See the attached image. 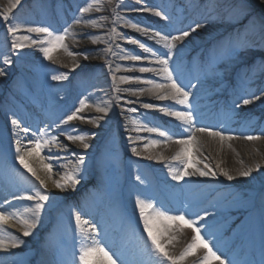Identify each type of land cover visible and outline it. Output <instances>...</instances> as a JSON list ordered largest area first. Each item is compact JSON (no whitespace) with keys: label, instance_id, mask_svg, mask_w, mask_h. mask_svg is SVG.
Wrapping results in <instances>:
<instances>
[{"label":"bare ground","instance_id":"obj_1","mask_svg":"<svg viewBox=\"0 0 264 264\" xmlns=\"http://www.w3.org/2000/svg\"><path fill=\"white\" fill-rule=\"evenodd\" d=\"M68 1L78 7L77 14L82 21L96 20L98 24L102 25L101 27H91L84 23L88 30L87 35L91 40L92 37H99L95 43L92 40L88 44L89 47L97 46L98 51L102 50L100 58L107 62L102 64L100 75L95 77L98 82L96 87H99L100 91L94 97H98L93 100L86 98L89 107L84 109L82 114L89 118L104 116V119L99 121V125L74 120L69 124H57L59 125L57 127L53 122H58L60 117L58 114L54 116L52 130H48V133L50 136L58 138L61 147L53 145L51 151L46 149L42 152L48 156L56 155L51 160L49 157L46 160L57 166L58 173L66 171L65 166L67 168L74 167L76 158L84 155L85 163L81 168L83 179L75 189H56L53 187L52 180L59 179L63 174H58V176L52 170L50 176L56 177L48 179L50 200L41 217L48 214L53 215L56 212L54 211L55 207L50 205V202L55 198L62 204L68 201L72 202V205H78L76 202L79 199L83 204L84 211H87L92 198L96 200L92 201L95 205L97 202H101L95 197H101V195H96V192L99 191L102 193L104 220L110 224L115 233L125 236L129 247L138 252V259L134 258L129 264H135V262L156 264V258L150 251V241H147V233L143 231V222L135 200L134 202L127 198L124 200V192L135 186V183L131 182V178L140 176V180H149L150 186L154 188L158 187V183L162 188L170 186L169 195L179 199L182 208L189 212L187 218L197 217L191 211H197L198 216H204L205 212L208 213L197 224V227L201 228V234L210 241L214 250H218L219 246H226L224 250H218V255L226 260L229 253L230 256L235 252L233 256H237L236 264H262V260H264V137L263 131L257 124L259 125V119L264 122V96L249 105H243V97L228 88L229 81L227 82L224 76L228 74L236 76V84L244 89L246 94L251 92L260 96L264 91V0H245L243 3L238 0H146V2L143 0H101L103 7L89 13H81L80 9L86 7L92 0ZM8 2L9 0H0V11L8 6ZM163 3H167L168 6L165 7ZM23 6L27 8L22 9ZM37 7L40 11L45 10L47 21L36 16ZM209 7L212 9L211 13L205 14V10ZM149 8L163 11L168 19L166 24H164V17H158L153 12L146 11ZM242 9L249 10V16L238 15ZM59 14L55 0H21L20 5L13 10L15 19L10 18V22L20 24V31L15 36L6 31V23L0 19V34L5 35L4 42L0 45V52L6 56L9 55V60L12 61L11 64H4L0 68L5 72V75L0 77V89L4 90L5 86L11 84L22 90L20 87L24 84H27L26 87H30L27 82L31 80V83L38 84L37 88L43 89L46 95L45 99L53 103V110L63 105L65 100H61L63 98H58L56 93L49 91L51 84L61 87L59 93L70 97L72 96V83L67 85L63 80H53V76L50 72L45 71V68L54 69L58 75L70 74L72 77L70 79H77L78 71L81 70L82 73L86 72L93 76H95L93 72L96 71V67L90 66L92 64H88L87 60L83 58L82 54L83 51H86V46L81 47L75 42V38L68 37L66 39L68 51L60 48L53 52V59L48 60L40 50L41 45L32 43L33 40L44 39V37L37 33L26 34L30 33L26 27L35 26L41 21L45 23L56 21L54 27L60 31ZM174 20H178L175 25L172 22ZM170 21L171 24H169ZM233 21L237 23L230 26L229 22ZM195 23L200 24L201 27L193 32L190 29L194 28ZM132 24H137L139 28H148L150 36L156 32H160L162 35H177L180 31L190 32L188 37L178 43L169 65L173 68L174 75L182 79L184 84L196 85L195 89H186L193 92L192 103L194 115L197 117L196 127L225 131L233 136L231 141H220L219 138L197 133L199 143L194 144L192 156L196 158L197 167L203 168L204 164H208L209 169L217 173L216 176L192 175L180 181L173 179L170 168L182 167L179 161L171 159L181 147L174 143V140L186 136V128L180 126V122L174 117L160 112L159 108H145L144 105L174 106L178 110H184L185 106L176 105L173 101L160 100L148 91L142 95L135 92L138 88H151V85L146 81L164 82L163 77L158 76L155 72H140L139 69L142 67L159 68L155 61L167 50L157 40H153L150 36H145L136 28L131 27ZM113 28H115V33H112ZM25 36L30 39L24 40ZM243 37H245L244 40ZM204 38L208 41L205 49L199 45ZM132 40H139L145 44L146 48H150L151 52L144 48L137 49L139 45L132 43ZM14 42L22 43L24 47L13 48ZM233 47H237L235 54L231 51ZM207 49L211 53H207ZM69 52L78 53V55L72 56L69 55ZM152 53H156V55ZM207 54L210 59L206 57ZM136 55L144 58L138 61L130 58ZM242 55H247L248 58H243ZM203 57H206L207 62ZM214 61L215 63H213ZM73 65L75 68L81 67L85 70H75ZM104 68L108 70L109 77L107 78H105ZM22 75H25L26 79ZM113 76H115V80H113ZM121 77H131L132 79L121 81ZM239 78L241 79L239 80ZM82 83L77 80L80 90L83 89ZM243 85L245 86L243 87ZM117 87L120 91H117ZM65 88L68 91L67 94H65ZM126 89L133 91H126ZM8 90H10L9 87ZM1 93L0 90V95ZM16 93L14 90L10 91L11 96ZM250 98L249 95L245 96V99ZM71 99L73 98L71 97ZM80 100H82L81 97L78 98V106ZM109 103L111 107L106 115L97 112L93 107L94 105L106 107ZM237 104H240L239 108L236 107ZM20 106L27 112L26 105L20 104ZM249 106L251 108L256 106V114L253 113V110H248ZM133 108L136 111H131ZM115 110L118 112L115 113ZM72 111V109L69 110L68 114ZM17 112V107L13 106L11 101L7 103L0 99V128L6 130V133H2V138L4 142L9 143L7 148L10 153H15L16 140H20L24 145L25 137L19 134L18 127L12 125V118L9 116L10 113ZM63 119H65L64 116ZM249 123L251 126L246 127ZM112 124L114 125L112 126ZM145 126L160 128L162 131L168 132L173 137V141H169L167 145L164 143L152 145L153 140L163 141L165 138L160 137L158 133L136 131L137 128ZM125 129L128 131H124ZM67 134L86 135L90 147L83 149L78 142L68 141ZM247 136H258L260 139L249 141L245 139ZM117 140L121 141L124 149L115 145ZM130 141H134L135 146L130 145L132 143ZM63 145L68 147L63 148ZM132 147H136L141 152V158L133 157L135 154L131 151ZM73 151L76 152L75 157L72 155ZM106 151H111L112 155L103 157ZM158 155H163L165 159L151 158ZM201 160L203 163L198 162ZM29 163L36 168L41 177L49 176L37 157L30 158ZM256 163H259L261 167L260 169L254 168L251 176L240 177L238 175L239 171L254 166ZM14 164L21 168L27 177L32 178L35 186L36 182L31 174L23 169L15 159ZM221 169L228 171L235 179L228 180L221 174ZM97 171L102 173L101 177L106 186L97 180ZM189 171H194V169L190 167ZM7 173L4 172V175ZM8 176L9 179L6 180L8 184L4 185L2 193L5 194V200L12 201V194L21 195L22 193L18 191H22V188H17L15 186L16 179L9 174ZM118 180L123 182L122 187L117 186ZM18 185L21 184L18 182ZM159 203L164 205L163 197L159 198ZM12 204L20 209L31 206L29 201H12ZM0 206H2L0 210H12L1 201ZM117 207L122 209L127 218H130L134 232L127 231L125 225L121 226V229H114L113 226L121 222L119 214H107L105 209L113 211ZM165 208L169 209L167 206ZM175 213L172 210V214ZM92 221L97 225L96 227L100 225L98 220L93 219ZM183 228L187 234L185 231L184 233L177 231L176 222H173L171 229L165 235L175 237L168 245V249L177 255L180 254V250L174 248L176 244L180 245L183 252L187 244L191 242L193 235L192 230ZM76 229H79L77 225ZM10 230L24 239L25 243L20 248L0 250V255L3 257L8 254H16L14 262L1 256L2 264H31L30 260L33 255L37 256L39 253L36 248L37 238L31 240L29 237H23L18 224L14 229L10 227ZM48 234L50 235L51 232ZM72 235V241L80 249L81 236L78 238L76 232H72ZM186 235L190 242L187 241ZM48 241L54 247L55 241ZM140 243L143 244V249L140 248ZM199 252L198 248L194 255L189 256L192 258L191 264H199L200 259L197 258ZM185 263V260L180 262V264Z\"/></svg>","mask_w":264,"mask_h":264},{"label":"snow or ice","instance_id":"obj_2","mask_svg":"<svg viewBox=\"0 0 264 264\" xmlns=\"http://www.w3.org/2000/svg\"><path fill=\"white\" fill-rule=\"evenodd\" d=\"M21 0H9L8 6L0 11V19H2L7 27L6 31L11 33L13 36L20 31V24L10 22L11 19H15L13 15V10L20 5ZM103 7L101 0H92L88 3L86 7L81 8V13H89L94 9H100ZM146 11L153 12L155 16H164V13L156 9H146ZM238 15L246 17L248 13L241 10ZM119 18V17H117ZM104 19V17H101ZM164 19H167L164 16ZM86 23L91 27H101L102 25L98 24L96 20H87L82 21L81 19H76L74 24L79 25L81 23ZM131 27L136 28L138 31L142 32L145 36H150V30L148 28H139L137 24H132ZM200 24H196L194 28H191V31H195L200 28ZM30 33L42 34L44 39L40 41L33 40V44L39 43L41 45V51L45 58L48 60L53 59V52L63 48L65 51H68V45L65 43L66 39L73 35L70 29H64L60 33L53 32L49 27L35 26L29 27L27 29ZM112 33H115V28L112 29ZM190 34L189 31H180L177 35H162L160 32H156L154 35H151L150 38L157 40L158 43L163 45V48L167 51H164L162 55L158 57L155 61L159 68L152 67H142L139 69L140 72H155L158 76H162L164 82H158L155 80L146 81V83L151 85V88H138L135 92L139 94H144L148 91L150 94L155 95L160 100H168L175 102L176 105L185 106L184 110H178L174 106L164 107L155 104H146L145 108H159V111L166 114L169 117H174L180 122V126L186 128L187 135L182 138H177L174 140V143L180 145V149L171 157L172 160L179 161L182 165L181 168L172 169L170 172L174 180L180 181L184 180L185 177L192 175L199 176H216L217 173L209 169L208 164H204L203 168L197 167L196 158L192 156L194 144L199 143L197 133L207 134L210 137L219 138L220 141H231L233 136L227 134L225 131H217L212 128L205 127H196L197 117L194 115L192 96L193 92L186 89H195V84H184V81L178 76L174 75L173 68L170 67L169 62L172 60V57L175 53V50L178 47V43L182 42ZM24 40L30 39V37H23ZM93 43L99 40V37H92ZM134 44H138L140 48H144L146 51L151 52L150 48H146L145 44L141 43L139 40H132ZM13 48L19 49L23 48L24 45L19 42H14L12 44ZM110 50V49H109ZM232 53L237 52V47L231 49ZM156 55V53H152ZM69 55L76 56L78 53L69 52ZM132 60H141L144 57L140 55L131 56ZM84 59H87V56H84ZM5 64H11L12 61L5 58ZM75 68V65H73ZM5 75L3 70H0V76ZM68 78L67 73L62 75L53 76V80H66ZM113 76V80H115ZM132 79L131 77H121V81H128ZM138 79V78H136ZM180 79V82H178ZM184 84V86H182ZM117 91L120 89L117 87ZM126 91H133L132 89H126ZM264 96V91L261 92L260 96L252 95L251 99H243V105H249L253 103L254 100H260ZM89 104L86 99H82L79 102V107L72 111L66 116L65 119L61 120L62 124H69V122L78 120L84 123H92L99 125V121L104 119V116L98 117H86L82 114L83 110L88 108ZM97 112L104 113L105 115L110 110V103L106 107H101L99 105L93 106ZM237 108L240 107V104L236 105ZM131 111H136V109H131ZM12 125L19 127L20 122L15 118L11 121ZM59 127V125H57ZM30 129L24 128L23 132L25 134L29 133ZM136 131H148L152 133H158L160 137L165 138L163 141L153 140L152 145H158L164 143L167 145L169 141H173V137L169 135L168 132L162 131L160 128H137ZM66 139L73 143L78 142L83 149H88L90 144L87 142L88 137L86 135H73L67 134ZM142 139V138H141ZM245 139L252 141L258 140V136H247ZM55 145L61 147L59 140L56 136H50L47 129H40L39 135L34 139H29L26 145H22L20 140L15 142V160L25 169L28 173L31 174V177L34 178L36 186L34 189L23 190L21 195L12 194V201H29L31 206L24 207L22 209L16 208L12 201L5 200L4 204L8 205L12 210L7 209L0 210V250L7 251L9 249L20 248L21 245L25 243L19 235L14 234L11 228H15L16 225H20V232L23 237H30L33 235L34 230L41 223V216L45 212L46 205L50 200V193L48 191V179H51L52 165L50 163H43L41 159V164L43 168L47 171L49 176L47 178L41 177L36 168L29 163V159L32 157H40L41 152L44 149L51 151V147ZM63 148H67V145H63ZM148 147V145H145ZM132 153L136 156H140L141 152L137 150L136 147L131 148ZM72 155L75 157L76 152H72ZM152 159L164 160L163 155H158L151 157ZM51 160L52 157L50 156ZM203 163V161H198ZM85 163V156L80 155L75 160V166L71 168L66 167V171L59 179H53L52 184L57 189H75V187L80 184L83 176L81 175V168ZM193 168L194 171H189V168ZM218 167V166H217ZM261 165L256 163L254 166H249L244 170L238 172L240 177H249L252 175L253 169H260ZM208 169V170H205ZM221 174L227 177L228 180L235 179L234 176L230 175L228 171L221 169ZM23 175V173H20ZM140 176H136V180H140ZM136 206L139 210V216L143 222V231L147 233V241H150V251L154 254L156 258V264H180L186 257L194 255L198 248H202L204 251L203 257L199 260V264H212L213 261H217L218 264H228V261L225 260L221 255H218V250H214L212 244L208 239H205V236L201 234V228L197 227V224L208 215L207 212L204 213V216H197L195 218L189 219L186 217L183 211L178 214H172V210L165 209L163 206H158L157 202L151 198L142 199L140 197L136 198ZM2 208V206H0ZM75 222L77 227L80 229L81 235V247L79 249L78 264H125V262L120 259V257L113 254L112 251H109L103 244H101L95 237L99 233V229L96 225L88 224V221L84 220L80 212L75 213ZM173 222H176L177 231H182L184 225H187L193 235L191 237V242L187 244L185 250L179 255L168 249V245L172 243L175 237H168L167 240L163 238L171 229ZM87 226V227H85ZM146 241V242H147Z\"/></svg>","mask_w":264,"mask_h":264},{"label":"rangeland","instance_id":"obj_3","mask_svg":"<svg viewBox=\"0 0 264 264\" xmlns=\"http://www.w3.org/2000/svg\"><path fill=\"white\" fill-rule=\"evenodd\" d=\"M245 0H238V2H240V3H243ZM165 5V4H164ZM66 6V5H65ZM65 6H60V9H64L65 8ZM67 12V11H66ZM248 14H250V12H249V10L248 11H246ZM249 16V15H248ZM69 20L71 19V18H68ZM72 21V20H71ZM68 20L67 19H65L64 20V23L67 25L68 24ZM196 24V23H195ZM68 26V25H67ZM195 27V26H194ZM86 25L84 24V23H81V24H79V25H76V26H72L71 28H69V27H67L66 29H70V31L73 33V35L71 36L72 37V39H74L75 38V42L77 43V44H79L81 47H84V46H86V51H83V58H84V56L86 55L87 56V63L88 64H92V65H90V66H95L96 67V71L97 72H99L100 71V67L102 66V64H105L107 61L105 60V59H103V60H101V58H100V54H102L103 53V51L102 50H100V51H98V48H97V46H94V47H89V43L90 42H92V40H91V38H90V36L89 35H87V33H88V30H86ZM253 28V27H252ZM253 30H254V28H253ZM250 32L252 31V30H249ZM207 42L208 41H206V39L204 38L202 41H200V43H199V45H201L202 46V48H206L207 47ZM85 49V48H84ZM137 49H141L140 47L138 48L137 47ZM204 49H203V51H204ZM259 50H261V49H259ZM96 52H98L97 54H96ZM207 53H211L208 49H207ZM212 56V55H211ZM207 58H209L210 59V56H208V54H207V56H206ZM206 57H204L205 58V60H206ZM2 60H4L6 57L5 56H2V57H0ZM142 60V59H141ZM216 61V60H215ZM215 61L213 62V63H215ZM222 66H224V64H222ZM1 67V66H0ZM105 69V75H106V77L105 78H107V77H109L108 76V70H107V68H104ZM223 71H225V70H223ZM0 77H2V76H0ZM224 79L228 82L229 81V83H228V88L230 89V90H234V92H236V93H238L239 95H241L242 97H243V99H245V96L246 95H249V97H252V95H253V93H251V92H247V93H250V94H246L245 92V90L244 89H242L240 86H238L237 84H236V76H233V75H230V74H228V75H225L224 76ZM238 79V78H237ZM240 82V81H239ZM240 85H242L241 83H239ZM245 85H243V87H244ZM6 89H8V88H6V86L4 87V90H2V89H0L1 90V95H0V98H1V100L3 99H5V100H9L11 97H9V96H7L6 94V92H8V90H6ZM32 89H33V87H29V92L30 91H32ZM37 89V88H36ZM16 90H19V89H16ZM38 90V89H37ZM236 90H238V91H236ZM251 99V98H250ZM11 101H14L15 102V100H13V99H10ZM249 108L250 109H248V110H253V113H255L256 114V106H254L253 108H251V106H249ZM118 111L117 110H115V113H117ZM257 124V123H256ZM112 125H114V124H112ZM257 126H259V128L263 131V137H264V122H261L260 120H259V125L257 124ZM124 131H128L127 129H125ZM129 136H131V135H129ZM0 141H1V138H0ZM130 142H132L130 145H134L135 146V143H134V141H130ZM117 144H115L116 146H118V147H120V148H122L123 146H122V144H121V141L120 140H117V142H116ZM27 144V143H26ZM107 154H111V152H108ZM106 154V155H107ZM51 156V155H50ZM49 156V157H50ZM46 157H48V156H45L44 154H40V157H37V159L39 160V161H41V159L43 160V163H50L49 161H47L46 160ZM52 158H54V157H56V155L55 156H51ZM133 157H137V158H141V156H136V155H133ZM101 159V158H100ZM98 161H99V158H98ZM75 162V161H74ZM51 165H52V170H53V172L54 173H56L57 175L59 174H64V172L65 171H62L61 173H58L59 171L56 169V165L55 164H53V163H50ZM55 174V175H56ZM97 174H99V173H97ZM102 174V173H101ZM58 175V176H59ZM51 177H56V176H51ZM53 178H51V179H53ZM118 182V181H117ZM119 184H120V182H119ZM54 187V186H53ZM29 189H32V188H29ZM57 189V188H56ZM23 190H24V188H23ZM0 192H1V190H0ZM2 196H0V198H1ZM193 203H195V202H193ZM198 203V202H197ZM30 204H31V202H30ZM60 204H62L61 203V201H59V200H57L56 198H55V200L54 201H51L50 202V205H52V206H56V209H59L57 212H55V215H56V218L58 219V224H52L51 223V221L50 220H47V219H45V217H41V223L37 226V228L34 230V233H33V235L32 236H30L29 238L31 239V240H35V237L37 238L36 239V241L37 242H39V240H41V236H39V233H43V232H41V231H43L41 228L45 225V229L44 230H53V233H54V231L55 232H57V234L59 235V236H61L63 233H67V231L69 230V229H71V230H76V223H75V214H74V211H76V205H72L70 202H68V201H66L65 203H63L62 205H60ZM178 203L175 201L174 202V206H173V208H179V212H181V206H178L177 205ZM63 209L65 210V213L66 214H64L63 213ZM183 212H184V210H182ZM178 212V213H179ZM192 213H195V215L196 216H198V214H197V211L195 212V211H191ZM177 213V214H178ZM185 213V212H184ZM187 214H189V212H187V213H185V215H186V217H187ZM74 217V219L72 220V218ZM50 221V222H49ZM49 222V223H48ZM52 224L51 226L49 225V224ZM46 227H48L47 229H46ZM184 227H185V229H190L189 227H187V225H184ZM41 229V230H40ZM191 230V229H190ZM184 228H183V230H182V232L184 233ZM185 233H186V231H185ZM37 234V235H36ZM187 234V233H186ZM41 235V234H40ZM78 235V234H77ZM186 238H187V240H188V242H190V239H189V237L186 235ZM60 239V238H59ZM59 242V245L56 247V248H48V246H46V245H44V247L42 248L43 249V252H44V254H49L50 256H51V260H50V262H51V264H71V261L72 260H75L74 261V264H76L77 262H78V253H77V256H76V254L74 253V251H76L75 250V248H77L75 245H74V243L73 244H71V243H67V245H66V243L63 241V240H59L58 241ZM41 248V247H40ZM78 249V248H77ZM51 250H52V252H51ZM199 253L197 254V258H199V259H201L202 257H203V255H204V251H203V249L202 248H199ZM212 264H218L217 262H212Z\"/></svg>","mask_w":264,"mask_h":264}]
</instances>
